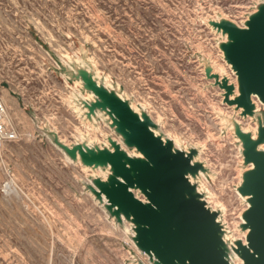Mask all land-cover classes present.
Masks as SVG:
<instances>
[{
  "label": "rangeland",
  "instance_id": "obj_1",
  "mask_svg": "<svg viewBox=\"0 0 264 264\" xmlns=\"http://www.w3.org/2000/svg\"><path fill=\"white\" fill-rule=\"evenodd\" d=\"M262 2L0 0V95L22 134L0 146V264L151 262L134 241V223L118 221L92 192L91 180L105 179L98 168L83 169L63 147L88 146L80 131L92 133L93 148L121 135L108 115L97 117L94 133L74 111L71 93L89 91L85 72L148 115L164 141L201 150L195 161L205 171L194 184L241 236L247 201L239 187L248 165L237 129L253 134L264 125V107L243 117L207 70L223 68L232 82L221 48L228 34L212 22L242 25Z\"/></svg>",
  "mask_w": 264,
  "mask_h": 264
},
{
  "label": "water",
  "instance_id": "obj_2",
  "mask_svg": "<svg viewBox=\"0 0 264 264\" xmlns=\"http://www.w3.org/2000/svg\"><path fill=\"white\" fill-rule=\"evenodd\" d=\"M262 14L264 2L250 15L245 22L246 27H239L229 20L212 22L214 27L228 34V42H224L221 48L236 73L239 94L235 96L236 85L229 78H220L218 74H211L210 70H207V75L225 91V103L243 109V117L255 114L253 96H258L264 103V45L259 33L247 38H239L238 34L250 31L254 18ZM229 45L238 53L235 58L230 57L226 50ZM239 61L246 68L247 87L241 83ZM82 78L86 87L97 96L95 102L87 105L90 110L88 114H95L97 109L106 111L112 118V125L122 135L124 144L136 148L143 158L128 154L112 139L110 146L102 148L81 144L73 149L63 147L74 159L79 156L85 166L110 167L106 180H93L95 186L91 187L92 192L100 201L106 198L107 210L118 221L125 218L134 223V241L149 260L153 264H179V257L192 254L197 264H232L231 253L234 251L244 264H264V238L253 235L246 226V210L242 215L244 223L241 227L244 231L248 230L247 244L242 240L235 241V244L227 243L224 238L225 225L217 220L219 212L206 203L197 186L190 181L191 176L196 177L200 171H205L204 165L195 161L198 149L192 148L186 152L175 148L171 140L164 141L154 133L152 127L155 125L148 115L140 116L134 112L127 101L98 85L88 73H83ZM258 130V137L254 139L252 134L237 129L243 141L244 161L247 165L253 164L252 169L244 172L239 187V192L247 196L248 201L253 197V192L249 191L246 177L250 172L259 177L264 170V150L260 149L264 145V125H260ZM162 174L168 178L166 183L159 179ZM189 190H193L191 194ZM136 191H140L146 201L137 197ZM192 197L198 199L193 201ZM208 218L214 219L211 228L204 229L206 242L194 249L189 248L190 233L205 225Z\"/></svg>",
  "mask_w": 264,
  "mask_h": 264
},
{
  "label": "bare ground",
  "instance_id": "obj_3",
  "mask_svg": "<svg viewBox=\"0 0 264 264\" xmlns=\"http://www.w3.org/2000/svg\"><path fill=\"white\" fill-rule=\"evenodd\" d=\"M255 12H256V11L250 13V15L254 14ZM249 17H250V16H248V17L244 20V22H247V20L249 19ZM232 22H233L234 24L238 25L239 27H242V28H243V27H246V24H245V23L241 25V24H239V23H237V22H235V21H232ZM225 42H228V39H226ZM222 55H224L223 52H222ZM228 66H229V68H230V72H231V74L233 75V80H234V81L232 80V82H234V84L236 85V90H235V96H236V95L239 94L236 73H235V71L232 69V67H231L230 65H228ZM213 69H214V73H215V74H218V75L220 76V78L227 77V78L230 79V82H231V77H230L228 74L225 73V71H224L223 68H217V67L214 68V67H213ZM93 78L96 80L97 84L100 85V82L98 81V79H97L96 77H93ZM214 82H215V81H214ZM75 83L77 84V86H81V87L84 86V82H83L82 79H78L77 81H75ZM106 88L110 91V86H109V85H107ZM79 97H84V99H86L88 102H89V101L95 102L97 96H96V94H95L93 91H91V90L87 91L86 94H83L81 91H74V92L71 93V95H70V103L72 104V107H73L74 111H75V112L78 114V116L81 118L82 123H83L84 125H86V127H90L91 131H93V132L95 133L96 131H98V130L100 129V126H98V125L96 124V122H97V117H98V116L104 119V114H106V115H108V117L112 120V118L110 117V115H109L108 113H106L105 111H101L100 109L96 110L95 114H91V115H89V114L87 113L88 110H89L88 107L85 106V105H83V104L81 105V104L78 103V101H79ZM118 97H120L121 99H123V96L120 95V94H118ZM232 98H233V97H232ZM123 100H124V99H123ZM253 102H254V104L256 105L255 113L259 112V111L261 110V107H264V103H263V102L258 98V96H256V95L253 96ZM225 104L228 105V106H230V105L227 104V103H225ZM130 106H131V108L134 110V112H136L137 114H139L138 110L135 109V108L133 107V105H130ZM8 107H9V105H8ZM235 107H236V106H231V108H235ZM240 111H241V109H238V112H239V113H240ZM247 118H248V119H251L252 117L248 116ZM224 120H225V119L222 118V121H224ZM110 124H112V123H111V122L108 123V125H110ZM242 128H243V131H244V132H248V131H249L247 127H242ZM153 131H154L155 134H158L155 130H153ZM258 131H259V130H258L257 127L254 128V131H253V134H252V137H253L254 139H256V138L258 137ZM80 132H81V134H80V139H84L85 137H88V138L90 139V143L88 144V146L92 147V143H93L94 140H95V138L92 136V133H91V132H83V131H80ZM106 139H108V142L110 143V139H109L108 136H106ZM111 139L114 140V141H116V142H118V143L122 146V148L125 149V150L128 152V154H130V155H132V156L139 157V158H143L142 153H140V152H138V151H135V150H133V152H132V151H129L128 149H126V146H125V144H124V142H123V137H122V135H118L117 138L114 137V138H111ZM176 144H177V143H176ZM177 147L180 148V147L178 146V144H177ZM261 148L264 150V145H263ZM198 150H199V152H201L200 149H198ZM68 158H69V157H68ZM69 159H70V158H69ZM70 160H71V159H70ZM252 168H253V164H249L248 167H247V170H250V169H252ZM83 169H85V170H94V167H89V166H85V165H83ZM96 170H99V172L101 173V175L103 176V178H105L104 180H106V179L108 178L109 174H110V167H107L106 169H103V168L99 167V168L96 169ZM199 175H204V174L200 171ZM190 181H191L192 183H194V178L191 177V178H190ZM240 182H241V183L243 182V175H241V177H240ZM91 183H92L93 186H95L93 180H91ZM197 191H198V192L200 191V188H199V187L197 188ZM137 196H138V195H137ZM241 196H242V198H243L244 200L247 201V207H246V209H247V208H248V197H247V196L245 197V196H243V195H241ZM141 199H143L144 201H146V198H145L144 196L141 197ZM97 200L100 202V200H99L98 198H97ZM101 202H102V205L104 206V208L107 209V208H106L107 200H106L105 197H103V201H101ZM223 210H224V209H223ZM221 217H222V215H219L217 220H218L219 222H222V223L225 225V230H226L225 240L230 241L232 244H235V241H237V240H242L244 244H247L246 236H247L248 230H245V231H244V230H241V229L239 228V225L242 224V223H244L243 216H242V215L240 216V222H239L238 225L236 226V230L241 234V236H239V237H238V236H235V230H234V229H231L229 225H226V224H227L226 220L223 221V220L221 219ZM122 218H123V217H122ZM123 221L125 222L126 219L123 218ZM134 236H135V232H134ZM138 250H139L140 253H143V254H144V252H142L140 249H138ZM144 255H145V254H144ZM231 258L233 259V263H234V264H244L243 259H242L238 254H236L234 251H232V253H231ZM145 264H146V263H145ZM150 264H153V263L150 262Z\"/></svg>",
  "mask_w": 264,
  "mask_h": 264
},
{
  "label": "snow or ice",
  "instance_id": "obj_4",
  "mask_svg": "<svg viewBox=\"0 0 264 264\" xmlns=\"http://www.w3.org/2000/svg\"><path fill=\"white\" fill-rule=\"evenodd\" d=\"M255 33L260 34L262 45H264V14H262L260 17L254 18L250 31L239 33L238 37L247 38ZM226 50L228 51L230 57L235 58L238 55L231 45H229ZM238 70L241 73L242 86L247 87V73L242 61L238 62ZM159 179L162 183H166L168 180V178L163 174ZM246 180L248 182L249 191L253 192V197L248 201V208L245 211L246 226L249 227V230L253 235L258 234L264 238V170H262L259 177L256 175V173L250 172L246 177ZM191 191L193 190H189L190 194ZM192 199L194 201L198 198L192 197ZM212 219L214 218H208L205 225L193 229L188 240L189 248L194 249L197 245L206 242L204 237V229L211 228ZM179 264H197V261L194 255L185 254L179 257Z\"/></svg>",
  "mask_w": 264,
  "mask_h": 264
},
{
  "label": "built area",
  "instance_id": "obj_5",
  "mask_svg": "<svg viewBox=\"0 0 264 264\" xmlns=\"http://www.w3.org/2000/svg\"><path fill=\"white\" fill-rule=\"evenodd\" d=\"M21 138H22L21 131L18 128L17 124L12 119L8 106L0 95V146L3 145L4 143L18 141ZM107 146H110V143ZM4 188L3 191L5 192L8 187L4 186ZM225 241L231 244L230 241L227 240ZM145 256L148 257L147 254H145ZM231 260H232V264H234L232 258Z\"/></svg>",
  "mask_w": 264,
  "mask_h": 264
}]
</instances>
